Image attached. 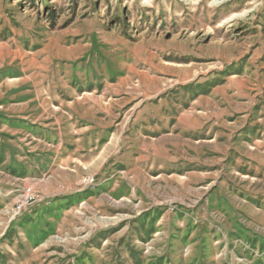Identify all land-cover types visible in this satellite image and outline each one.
I'll use <instances>...</instances> for the list:
<instances>
[{
  "label": "rangeland",
  "instance_id": "obj_1",
  "mask_svg": "<svg viewBox=\"0 0 264 264\" xmlns=\"http://www.w3.org/2000/svg\"><path fill=\"white\" fill-rule=\"evenodd\" d=\"M17 64L40 76L52 65L67 75L71 64L79 77H123L124 92L138 101L146 77H154V90L168 91L181 80L212 75L211 84L223 83L218 90L235 109L259 106L264 0H0V68ZM96 176L80 177L74 189L93 192ZM47 179L0 169V264H264V225L240 216L255 237H230L226 214L217 209L200 211L184 237L185 226L168 218L185 211L169 207L157 234L136 236L133 217L153 202L162 204L167 194L160 188L144 203L107 194L105 210L84 202L57 231L46 227L44 236L35 224L25 225L27 216L71 191L57 185L41 192ZM180 196L186 207L198 203Z\"/></svg>",
  "mask_w": 264,
  "mask_h": 264
},
{
  "label": "crops",
  "instance_id": "obj_2",
  "mask_svg": "<svg viewBox=\"0 0 264 264\" xmlns=\"http://www.w3.org/2000/svg\"><path fill=\"white\" fill-rule=\"evenodd\" d=\"M55 67L46 76L21 64L0 68V169L33 181L49 177L39 188L45 194L57 185L71 190L35 207L25 225L46 236V227L57 231L84 202L105 210L107 194L144 203L160 188L164 203L133 217L136 236L153 237L169 207L180 205L183 215L168 219L185 226L184 237L209 209L226 214L230 237H255L239 218L264 225V96L259 106L237 110L219 92L223 83L211 84L212 75L168 91L154 90L152 76L138 101L124 92L123 77H79L71 64L59 75L65 68ZM86 175H97L96 189L75 190ZM176 194L198 203L186 207Z\"/></svg>",
  "mask_w": 264,
  "mask_h": 264
},
{
  "label": "bare ground",
  "instance_id": "obj_3",
  "mask_svg": "<svg viewBox=\"0 0 264 264\" xmlns=\"http://www.w3.org/2000/svg\"><path fill=\"white\" fill-rule=\"evenodd\" d=\"M10 188V187H9ZM14 188V187H13ZM17 189V188H16ZM14 191V190H13ZM16 191V190H15ZM10 192V191H9ZM10 194V193H9ZM7 195V194H6ZM3 211V210H2Z\"/></svg>",
  "mask_w": 264,
  "mask_h": 264
},
{
  "label": "built area",
  "instance_id": "obj_4",
  "mask_svg": "<svg viewBox=\"0 0 264 264\" xmlns=\"http://www.w3.org/2000/svg\"><path fill=\"white\" fill-rule=\"evenodd\" d=\"M21 210V206H20V208L18 209V211H20Z\"/></svg>",
  "mask_w": 264,
  "mask_h": 264
}]
</instances>
